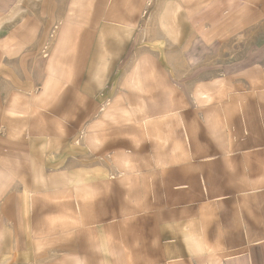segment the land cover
Wrapping results in <instances>:
<instances>
[{
	"label": "crops",
	"instance_id": "obj_1",
	"mask_svg": "<svg viewBox=\"0 0 264 264\" xmlns=\"http://www.w3.org/2000/svg\"><path fill=\"white\" fill-rule=\"evenodd\" d=\"M9 264H264V0H0Z\"/></svg>",
	"mask_w": 264,
	"mask_h": 264
},
{
	"label": "rangeland",
	"instance_id": "obj_2",
	"mask_svg": "<svg viewBox=\"0 0 264 264\" xmlns=\"http://www.w3.org/2000/svg\"><path fill=\"white\" fill-rule=\"evenodd\" d=\"M0 264H9L8 260L6 259L5 256H2L0 254Z\"/></svg>",
	"mask_w": 264,
	"mask_h": 264
}]
</instances>
